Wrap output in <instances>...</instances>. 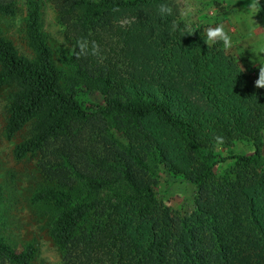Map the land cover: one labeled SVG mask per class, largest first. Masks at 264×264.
I'll list each match as a JSON object with an SVG mask.
<instances>
[{
    "label": "trees",
    "instance_id": "obj_1",
    "mask_svg": "<svg viewBox=\"0 0 264 264\" xmlns=\"http://www.w3.org/2000/svg\"><path fill=\"white\" fill-rule=\"evenodd\" d=\"M52 1L72 45L62 54L72 73L55 62L44 0H0V15L23 8L33 52L22 54L0 22V87L16 86L7 138L33 124L14 153L42 154L44 186L32 200L52 207L51 236L64 260L264 264V87L204 30L183 35L175 0ZM161 2L172 16L159 17ZM241 141L253 151L232 153ZM157 166L197 187L191 214L156 209ZM37 252L32 242L20 248L0 235V264H32Z\"/></svg>",
    "mask_w": 264,
    "mask_h": 264
},
{
    "label": "rangeland",
    "instance_id": "obj_2",
    "mask_svg": "<svg viewBox=\"0 0 264 264\" xmlns=\"http://www.w3.org/2000/svg\"><path fill=\"white\" fill-rule=\"evenodd\" d=\"M23 0H20V5ZM180 11L186 3L195 6V15L189 29H201L207 33L209 27L221 26L232 37L231 47L226 52L255 79H259L260 69L264 66V0H175ZM42 20L49 42L55 53V62L65 74L71 70L62 60V54H70L72 45L64 36V27L57 18V11L52 0H44ZM4 34L13 40L19 51L29 57L33 52L28 45L24 31L23 8L16 16L0 15ZM124 24L130 23L124 19ZM16 89L13 82L0 87V185L4 196L0 200V235L8 242L23 247L34 243L38 252L32 264H68L63 251L51 236V225L55 214L51 206L32 200L34 193L44 186V175L40 168L42 154L27 155L18 159L14 149L16 145L29 138L33 124H27L12 139L6 136L8 106L11 94ZM93 101H102L98 92L90 95ZM113 133L124 143L123 132ZM250 141H241L232 147V153L253 151ZM222 156L228 151L218 148ZM231 166L226 161L217 168V175L222 177ZM157 184L155 190L156 209L169 207L182 215L191 214L196 207L197 187L175 175L163 166L155 169Z\"/></svg>",
    "mask_w": 264,
    "mask_h": 264
},
{
    "label": "clouds",
    "instance_id": "obj_3",
    "mask_svg": "<svg viewBox=\"0 0 264 264\" xmlns=\"http://www.w3.org/2000/svg\"><path fill=\"white\" fill-rule=\"evenodd\" d=\"M195 11L196 9L193 4L186 3L184 8L179 12L180 21L184 24V28L182 30L183 35L185 33H188L191 20L195 15ZM157 13L160 18L164 19L169 16H172L174 14V10L168 3L161 2L157 7ZM172 30L173 31L181 30L179 23H174L172 25ZM206 36H207V41L213 44L222 42L225 48L231 47L232 45V37L221 26L209 27ZM78 46L81 49V51H84L89 47V42L86 40L79 41ZM92 48L95 54L98 48L94 42L92 43ZM256 84L258 87H264V66H262L260 69L259 79L256 81Z\"/></svg>",
    "mask_w": 264,
    "mask_h": 264
}]
</instances>
